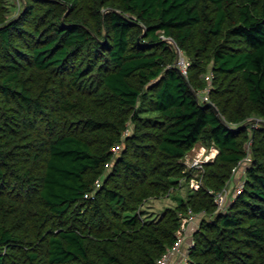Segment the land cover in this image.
<instances>
[{"label":"trees","instance_id":"1","mask_svg":"<svg viewBox=\"0 0 264 264\" xmlns=\"http://www.w3.org/2000/svg\"><path fill=\"white\" fill-rule=\"evenodd\" d=\"M18 1L0 0V264H158L189 207L191 264H264V0ZM199 143L219 147L204 185L149 217Z\"/></svg>","mask_w":264,"mask_h":264},{"label":"built area","instance_id":"2","mask_svg":"<svg viewBox=\"0 0 264 264\" xmlns=\"http://www.w3.org/2000/svg\"><path fill=\"white\" fill-rule=\"evenodd\" d=\"M168 39L176 47V50L179 54V58L177 61L178 65L180 66L182 72L187 75L190 65L189 58L185 55L184 51L172 38ZM209 90L210 86L208 85L204 89L198 91V96L202 101L210 100L208 94ZM257 125L258 120L253 123V126ZM114 149L116 152L120 151V144L116 145ZM218 153L219 147L216 144H211L209 146H200V148L197 149L194 153H192L191 151L186 153L185 163L187 165V169L190 171V175L188 182H186L185 180L183 181H185L191 189L198 190L204 185L206 164L213 161ZM230 185L231 184H229L228 182L223 188L219 190H214L212 188L209 189V192L214 195L218 211L226 210L229 203L233 201L239 195V193L242 192L244 188V181L235 185L234 189H232ZM100 186L101 179H98L96 181L95 189L93 192H96V190ZM199 216V213L191 207H189L188 210L181 215V223L179 228L177 229L176 241L174 245L160 257L158 264H191L190 251L195 244L193 233L199 226Z\"/></svg>","mask_w":264,"mask_h":264},{"label":"rangeland","instance_id":"3","mask_svg":"<svg viewBox=\"0 0 264 264\" xmlns=\"http://www.w3.org/2000/svg\"><path fill=\"white\" fill-rule=\"evenodd\" d=\"M12 8V12H16L18 9V6L14 5L15 3L18 4L19 1L18 0H9ZM207 145L205 143H199L196 147H194L191 152L194 153L197 149L200 148V146H204ZM246 176L245 173V165L241 164L235 175L230 179L229 184H231L230 186L232 187V189L235 188V185L239 184L240 182L243 181L244 177ZM188 185L186 184L184 187H182L180 190H176L174 191L170 196H166L163 198H158V199H149V201H147L146 205L144 207H146L147 210V214H149V217H156L159 216V214L163 211L164 207L167 205H171V204H175L176 203V196L180 195V196H185L187 194L188 191ZM198 222L200 223V220L198 219Z\"/></svg>","mask_w":264,"mask_h":264},{"label":"water","instance_id":"4","mask_svg":"<svg viewBox=\"0 0 264 264\" xmlns=\"http://www.w3.org/2000/svg\"><path fill=\"white\" fill-rule=\"evenodd\" d=\"M211 103V102H210ZM214 107H215V111L217 112V113H219V109L217 108V106L214 104V103H211Z\"/></svg>","mask_w":264,"mask_h":264},{"label":"crops","instance_id":"5","mask_svg":"<svg viewBox=\"0 0 264 264\" xmlns=\"http://www.w3.org/2000/svg\"><path fill=\"white\" fill-rule=\"evenodd\" d=\"M198 145V144H197Z\"/></svg>","mask_w":264,"mask_h":264}]
</instances>
